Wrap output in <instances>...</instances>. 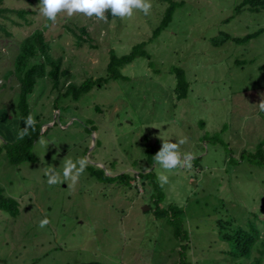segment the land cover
Returning a JSON list of instances; mask_svg holds the SVG:
<instances>
[{
    "label": "rangeland",
    "instance_id": "obj_1",
    "mask_svg": "<svg viewBox=\"0 0 264 264\" xmlns=\"http://www.w3.org/2000/svg\"><path fill=\"white\" fill-rule=\"evenodd\" d=\"M171 1L178 6L155 36L166 1L151 0L148 16L134 11L108 23L60 14L45 29L36 1L5 2L34 15L18 26L0 18L10 33L0 36V188L19 204L17 217L0 211V264H248L260 257L264 264V113L256 107L264 94V32L241 44L212 43L264 30V10L236 11L244 0ZM37 29L70 73L60 92L69 83H96L56 110L58 92L38 81L28 103L47 145L38 138L34 160L12 165L3 143L16 137L19 88L13 76L4 78L19 42ZM140 44L145 54L110 78V53L120 58ZM175 69L188 84L183 99ZM185 136L181 152L194 154L193 168L168 173L161 187L153 155ZM80 157L89 166L74 188L47 184L50 165L62 173L66 158ZM98 170L112 180H97ZM45 217L50 223L41 229ZM248 221L260 239L249 260L234 259L221 235Z\"/></svg>",
    "mask_w": 264,
    "mask_h": 264
},
{
    "label": "trees",
    "instance_id": "obj_2",
    "mask_svg": "<svg viewBox=\"0 0 264 264\" xmlns=\"http://www.w3.org/2000/svg\"><path fill=\"white\" fill-rule=\"evenodd\" d=\"M11 0H0V18L4 21H9L11 25H19V21H25L26 24H31L32 19L28 21L27 16L34 15L33 11L25 10V9H12L8 6H5V2H10ZM15 1V0H12ZM19 2H27L32 4V2H39V0H18ZM166 1L169 3L168 8L166 9L163 19L158 28L154 31V36L158 34L162 29H164L168 23L171 21L173 13L178 6L171 0H160ZM247 7L251 12H259L264 10V0H244L237 8L236 11H240L242 8ZM11 15L16 16L18 21L10 18ZM108 20L113 19L109 13ZM62 21V20H60ZM47 27H43L45 29ZM67 31H71L66 28ZM43 30L37 29L34 30L29 36L23 38L19 45H17L18 54L14 61V67L12 70H9L5 75V81L9 78V76H13L19 88V96L17 102V108L19 112V125L16 132V137L14 142H4L3 149L5 150V154L8 157L9 162L12 165H18L22 162H32L34 159L31 155V149L34 142L40 136L41 126L38 122L35 125V131L29 130L30 134L26 136L23 140L17 139L18 131L23 127V120L29 114H31V107L28 103V97L32 94L35 85L38 81L40 83L48 82L51 84V89L53 91H57L58 94L54 99L53 106L56 110H58L57 105L59 101L64 100L68 101H78L83 95H85L96 82L90 80L83 81L80 85H76L73 83H69L66 85V90L64 92H60V86H62V79L70 78V73L67 70H61V60L54 59L50 54V42L46 40ZM81 32L85 34L84 29H81ZM264 30H259L258 32L250 35H246L243 38H232L229 36H223V38L218 42L217 40H212L213 44H222L225 41H232L236 44H241L250 41L255 38L259 34L263 33ZM8 37L10 33L6 28V23L0 21V36ZM79 40L80 36L77 37ZM144 44H140L135 46L132 49V52L126 56H122L120 58L116 57L114 54L110 53L109 63L107 65V72L110 78L117 79L120 77L117 72L118 68H122L130 64L133 59L138 55H144V51L142 49ZM175 78H176V88L175 92L178 95L179 99H183L186 97L188 92V84L185 81L184 72L180 69H175ZM4 86V83L0 85V87ZM67 106H64L66 109ZM39 118H36L37 120ZM91 175V174H90ZM96 179L99 181H103L105 179L112 180L111 178L105 177L100 170L96 171L94 174ZM125 175H119L116 178L124 179ZM144 180H147L148 175H139ZM123 182V180H121ZM129 181V180H128ZM128 181L126 183H128ZM129 184V183H128ZM0 211H3L9 214L12 217H17L19 215V204L16 200L6 197L3 195V190L0 188ZM156 216L162 217V213L156 211ZM221 229H225L224 226H220ZM221 239L225 242H228L231 251L228 253L234 259H246L249 260L252 255V251L255 248L257 241L260 239V230L258 226L248 221L246 228H242L240 226H236L234 229H231L230 232L223 233L221 235ZM262 249L264 248V242L261 243ZM263 251H261V254ZM87 264H98L95 262H90ZM248 264H263L262 258H256L255 260L249 262Z\"/></svg>",
    "mask_w": 264,
    "mask_h": 264
},
{
    "label": "clouds",
    "instance_id": "obj_3",
    "mask_svg": "<svg viewBox=\"0 0 264 264\" xmlns=\"http://www.w3.org/2000/svg\"><path fill=\"white\" fill-rule=\"evenodd\" d=\"M39 15L45 20V27L49 26L48 22L55 24L60 14H65L71 18L76 14H81L86 18L95 19L108 23L109 13L113 20L131 18L134 11L141 12L148 16L152 9L151 0H39L35 7ZM103 35V33L101 34ZM259 113H264V94H260V101L256 104ZM36 120L33 115L29 114L23 120V127L17 133V139L23 140L30 134L29 130L35 131ZM38 143L42 146L47 145V141L40 137ZM188 143V137L179 139L178 142L161 143L158 151L153 155V161L159 166L161 173L156 177L157 183L163 187L169 183L168 173L175 171H191L193 161L196 159L191 152H181V146ZM89 166L87 157L77 158L75 161L66 158L63 163L62 173L58 172L55 166L50 165L44 175L47 177V184L63 185L68 183L69 188H74L80 177L85 173ZM50 223L45 217L40 220L38 227L45 228Z\"/></svg>",
    "mask_w": 264,
    "mask_h": 264
},
{
    "label": "crops",
    "instance_id": "obj_4",
    "mask_svg": "<svg viewBox=\"0 0 264 264\" xmlns=\"http://www.w3.org/2000/svg\"><path fill=\"white\" fill-rule=\"evenodd\" d=\"M12 138L11 137H9V138H7V140H5L6 142H8L9 140H11ZM13 141V140H12ZM11 142V141H10Z\"/></svg>",
    "mask_w": 264,
    "mask_h": 264
}]
</instances>
